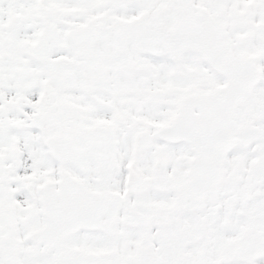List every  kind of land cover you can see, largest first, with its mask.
Wrapping results in <instances>:
<instances>
[{
    "label": "snow or ice",
    "instance_id": "6c2138e0",
    "mask_svg": "<svg viewBox=\"0 0 264 264\" xmlns=\"http://www.w3.org/2000/svg\"><path fill=\"white\" fill-rule=\"evenodd\" d=\"M0 264H264V0H0Z\"/></svg>",
    "mask_w": 264,
    "mask_h": 264
}]
</instances>
